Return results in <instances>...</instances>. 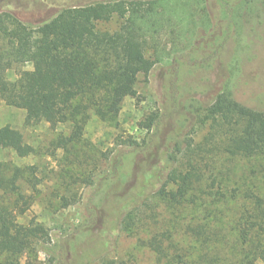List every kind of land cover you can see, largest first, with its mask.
<instances>
[{"label": "rangeland", "instance_id": "rangeland-1", "mask_svg": "<svg viewBox=\"0 0 264 264\" xmlns=\"http://www.w3.org/2000/svg\"><path fill=\"white\" fill-rule=\"evenodd\" d=\"M98 1L0 0V13L35 27L63 9ZM189 1H161L171 15V28L167 24L155 39L149 38L145 56L153 68L137 76L134 95L125 98L115 122L91 114L77 123L29 127L25 111L0 103V130L19 131L28 150L19 158L0 149V164L24 168L20 184L32 197L29 212L18 222L34 219L50 234L35 264H163L138 238L182 225L191 214L188 208L164 210L153 197L151 186L176 166L169 155L177 144L204 138L207 108L224 89L239 103L264 111V0H191L187 9ZM121 23L113 16L98 21L96 29L115 32ZM22 69L30 71L32 65ZM6 77L15 81L16 71L8 70ZM61 141L67 143L65 149L58 148ZM220 162L229 170L225 177L230 186L234 180L252 185L264 199L261 161ZM134 203L139 210L133 216L140 222L134 227L136 236L128 237L121 223L125 207ZM206 205L207 216L230 223L233 204Z\"/></svg>", "mask_w": 264, "mask_h": 264}, {"label": "trees", "instance_id": "trees-1", "mask_svg": "<svg viewBox=\"0 0 264 264\" xmlns=\"http://www.w3.org/2000/svg\"><path fill=\"white\" fill-rule=\"evenodd\" d=\"M161 1L67 8L35 27L0 13V103L25 111L29 127L77 123L91 114L115 122L125 98L134 95L137 76L153 68L145 56L149 38L172 25ZM113 16L122 21L118 30L96 29L98 21ZM27 63L32 70L22 69ZM11 69L17 74L13 82L6 77ZM206 116L204 138L177 144L169 155L176 166L151 186L164 210L188 208L191 214L182 225L150 230L138 243L163 264H264V199L252 185L234 180L230 186L225 177L229 170L220 162L243 158L264 165V111L239 103L224 89ZM148 122L150 127L153 117ZM66 146L61 141L58 148ZM0 149L19 158L28 155L17 130H0ZM23 170L12 162L0 164V264H35L50 241L48 229L34 219L18 222L32 206V197L20 184ZM207 201L233 204L230 223L207 216ZM137 210V203L125 207L121 230L128 237L136 236Z\"/></svg>", "mask_w": 264, "mask_h": 264}, {"label": "flooded vegetation", "instance_id": "flooded-vegetation-1", "mask_svg": "<svg viewBox=\"0 0 264 264\" xmlns=\"http://www.w3.org/2000/svg\"><path fill=\"white\" fill-rule=\"evenodd\" d=\"M119 1H122V0H100L98 2H92V3H89L88 5H94V4H111V3H115V2H119ZM136 1V0H135ZM137 1H142V0H137ZM150 1V0H149ZM149 1H143V2H149ZM151 1H155V0H151ZM189 1V0H188ZM189 4H191V0L189 1V3L187 4V6H190ZM86 5V6H88Z\"/></svg>", "mask_w": 264, "mask_h": 264}]
</instances>
